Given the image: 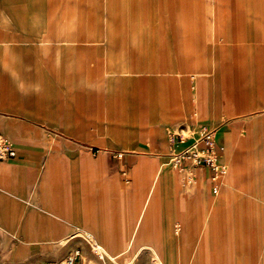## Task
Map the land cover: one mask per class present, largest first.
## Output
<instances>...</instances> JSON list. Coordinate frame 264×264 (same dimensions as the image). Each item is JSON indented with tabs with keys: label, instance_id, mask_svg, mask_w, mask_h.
<instances>
[{
	"label": "rangeland",
	"instance_id": "obj_1",
	"mask_svg": "<svg viewBox=\"0 0 264 264\" xmlns=\"http://www.w3.org/2000/svg\"><path fill=\"white\" fill-rule=\"evenodd\" d=\"M214 7L264 8V0H59L58 10L43 12L42 21H37L40 13L37 18L26 13L27 25L42 28L0 27V69L27 70L23 100L30 114L43 115L65 155L59 185L50 188L86 191L94 202L96 168L105 161L108 201L124 191L137 195L141 188L145 196L157 169L169 171L170 195L184 201L197 196L202 184L207 208L198 216L197 203L189 205L180 214L189 218L186 227L174 219L171 242L153 237L160 249L165 244L159 252L166 260L190 264L195 253L197 264H264V27H253L252 13L214 12ZM231 20L250 25H229ZM15 30L22 33L20 41L4 32ZM244 31L242 49L234 55L221 51L226 60L214 72L216 48ZM200 124L212 126L217 138L219 132L225 135L216 141L226 170L216 196L197 166L166 163ZM171 133L182 140L170 145ZM88 160L92 168L85 171ZM242 195L250 201L228 203L219 220L214 225L207 220L202 230L218 198ZM88 209L90 221L96 212ZM23 224L0 220L5 232L0 233V264L54 263L76 245H85L81 264L100 261L81 236L66 248L55 236L22 233ZM135 250L134 245L120 254L119 263L153 264L148 253Z\"/></svg>",
	"mask_w": 264,
	"mask_h": 264
},
{
	"label": "crops",
	"instance_id": "obj_2",
	"mask_svg": "<svg viewBox=\"0 0 264 264\" xmlns=\"http://www.w3.org/2000/svg\"><path fill=\"white\" fill-rule=\"evenodd\" d=\"M58 3L59 0H0V27L5 29H20L28 26L42 28L40 23L27 25L26 13L35 12L33 16L37 18L38 12L40 15L37 21H42V13L57 11ZM214 12L252 13L250 18L254 17L251 21L254 25H251L255 28L264 27V14L256 15L264 13V8L233 7L225 9L214 7ZM232 22L235 26L240 27L247 28L250 25V22L246 20L238 22L231 20L229 25ZM4 32L9 34L12 38L10 40L13 41H20L22 37L20 30ZM247 34L245 31L242 34L239 33L240 36H237L233 43H229V40L226 45L216 48L214 51V72L222 68L226 60L225 58L221 59L219 53L227 50L233 55L236 54L239 49H242L241 41L247 37ZM231 61L234 62V60ZM26 75L27 70L21 67L0 69V133L7 136L16 147V155L13 158L0 162V220L24 222L22 233L55 236L57 237L56 242L66 248L73 247L77 242V237L81 236V232L87 233L101 245L105 254L103 260L98 261V264H120L117 257L134 245L136 254L148 253L153 264H171L169 260H166L168 256L161 255L159 251H164L167 241L171 242L174 239L171 232L174 219L181 218L184 226H187L189 218L185 219L180 214L182 215L185 210L190 209L189 205L197 203L198 216H201L207 208L201 190L204 188L202 184L198 187L200 190L197 196H190L179 202L167 190L169 171L161 172L159 168L145 196H143L144 190L141 188L138 191L139 194L135 192L137 195L124 191L122 196L111 197L108 201L105 187L107 164L105 161H99L98 168H96L98 170L99 197L94 202L88 200L89 193L86 191H60L57 188H50L59 185L63 169L61 164L65 161V155L60 152L53 132L44 126L46 121L43 115L29 113L23 100L24 96L21 94ZM171 83L174 84L173 79ZM215 139L220 143L225 139V135L219 132L218 138L215 135ZM73 162L70 160L71 164ZM71 167L74 168V165ZM83 168L86 169L85 171L92 168L89 160L83 164ZM197 172L201 179L208 181L205 167H197ZM117 183L120 185L119 179ZM223 185L224 179L219 192ZM70 196L75 201L71 202ZM249 201V198L243 195L231 200H225L223 197L218 198L215 207L213 205L208 210L202 230H205L207 220H211V225L219 220L222 209L226 208L228 203L244 204ZM160 203L165 205L162 209L158 207ZM18 204L25 206L18 207L16 206ZM7 205L14 206L7 207ZM122 205L124 207L123 215L121 213ZM88 207L96 212L95 217L90 221L85 219L88 217ZM157 212L160 213L158 214L159 218H156ZM0 233L5 232L0 230ZM162 235L165 244L160 249L156 236ZM199 235H203V232L200 231ZM78 246L76 245L74 249ZM84 247L85 245L80 248L84 249ZM198 258V254L195 256L194 253L190 264H197ZM135 262L134 264H140L139 261ZM125 264H133V262L129 261Z\"/></svg>",
	"mask_w": 264,
	"mask_h": 264
},
{
	"label": "built area",
	"instance_id": "obj_3",
	"mask_svg": "<svg viewBox=\"0 0 264 264\" xmlns=\"http://www.w3.org/2000/svg\"><path fill=\"white\" fill-rule=\"evenodd\" d=\"M170 145H175L182 140V135L171 133L168 138ZM221 146L215 141L214 129L210 125H199L192 139L181 149L173 150L168 156L167 164L173 166L192 165L203 166L207 169V179L210 181V194L216 195L223 183L225 166L220 162ZM16 147L12 141L0 133V162L13 158ZM121 153H119V156ZM91 254L98 260H103L105 254L101 245L90 237L82 236ZM81 249L74 251L58 262L44 264H81Z\"/></svg>",
	"mask_w": 264,
	"mask_h": 264
},
{
	"label": "bare ground",
	"instance_id": "obj_4",
	"mask_svg": "<svg viewBox=\"0 0 264 264\" xmlns=\"http://www.w3.org/2000/svg\"><path fill=\"white\" fill-rule=\"evenodd\" d=\"M80 235H81V236L90 237V239L93 240V238H92L89 234H87V233H82V232H81Z\"/></svg>",
	"mask_w": 264,
	"mask_h": 264
}]
</instances>
